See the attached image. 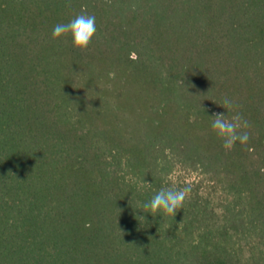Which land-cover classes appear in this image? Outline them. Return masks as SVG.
Segmentation results:
<instances>
[{"label":"trees","instance_id":"obj_1","mask_svg":"<svg viewBox=\"0 0 264 264\" xmlns=\"http://www.w3.org/2000/svg\"><path fill=\"white\" fill-rule=\"evenodd\" d=\"M82 11L83 53L52 39ZM0 264H264V0H0Z\"/></svg>","mask_w":264,"mask_h":264},{"label":"clouds","instance_id":"obj_2","mask_svg":"<svg viewBox=\"0 0 264 264\" xmlns=\"http://www.w3.org/2000/svg\"><path fill=\"white\" fill-rule=\"evenodd\" d=\"M96 35L95 15L83 11L72 17L67 23L56 24L52 30L53 40L67 42L66 38L70 37L73 47L82 53L89 49ZM219 106L226 110V114L213 113L208 118L211 121L213 132L222 141V147L230 151L235 148L237 143L246 144L250 139V134L247 131L248 123L242 114L235 110V102L225 97ZM202 110L204 111L203 108ZM230 113L232 114L230 115ZM189 194L190 188L188 187H162L149 201L143 203L142 211L153 217L170 216L174 218L183 209ZM139 218L145 221L143 216Z\"/></svg>","mask_w":264,"mask_h":264},{"label":"rangeland","instance_id":"obj_3","mask_svg":"<svg viewBox=\"0 0 264 264\" xmlns=\"http://www.w3.org/2000/svg\"><path fill=\"white\" fill-rule=\"evenodd\" d=\"M192 178H193V177H191V178L189 177L188 179L190 180V179H192Z\"/></svg>","mask_w":264,"mask_h":264}]
</instances>
